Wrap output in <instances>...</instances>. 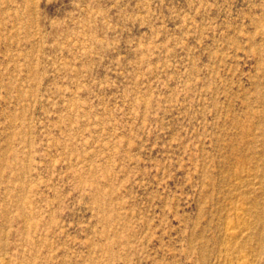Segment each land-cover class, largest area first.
<instances>
[{
    "label": "rangeland",
    "instance_id": "obj_1",
    "mask_svg": "<svg viewBox=\"0 0 264 264\" xmlns=\"http://www.w3.org/2000/svg\"><path fill=\"white\" fill-rule=\"evenodd\" d=\"M0 264H264V0H0Z\"/></svg>",
    "mask_w": 264,
    "mask_h": 264
}]
</instances>
